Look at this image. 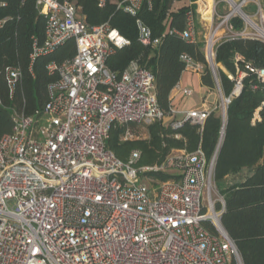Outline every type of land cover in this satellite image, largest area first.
I'll return each mask as SVG.
<instances>
[{"label":"built area","instance_id":"1","mask_svg":"<svg viewBox=\"0 0 264 264\" xmlns=\"http://www.w3.org/2000/svg\"><path fill=\"white\" fill-rule=\"evenodd\" d=\"M153 1L97 0V5L116 4L117 10L137 16L144 3L151 7ZM37 8L47 20L46 40L35 43L32 59L69 39L75 40L76 54L48 67L59 78L49 86L40 116L16 114L13 132L0 139V264H242L221 226L224 199L213 198L218 151L208 159L200 144L195 151L173 150L175 155L162 161L140 165L141 150L133 149L123 161L107 147L116 126L123 127L121 142H133L146 139L154 122L179 113L160 107L155 75L138 60L123 71L107 66L131 42L108 22L91 26L84 15L79 18L81 7L70 0H37ZM232 14L221 25H229ZM138 24L144 46L160 44ZM169 32L195 42L194 14L187 15L184 30ZM214 47L211 37L208 61L209 51L215 59ZM181 58L185 70L204 72L189 55ZM254 74L264 84V68ZM19 76L18 70H8V84L12 87ZM245 76L239 74L228 97L216 80L217 111L223 117L220 145L227 108L241 94ZM184 93L193 95L191 89ZM262 110L264 101L253 123L261 120ZM211 113L185 112L169 124L174 139H183L180 130L186 124L202 133ZM173 171L179 173L170 175ZM160 175L170 176L160 180ZM139 176H146L145 182L138 184ZM9 201H16L15 210Z\"/></svg>","mask_w":264,"mask_h":264},{"label":"trees","instance_id":"2","mask_svg":"<svg viewBox=\"0 0 264 264\" xmlns=\"http://www.w3.org/2000/svg\"><path fill=\"white\" fill-rule=\"evenodd\" d=\"M70 1L82 7L91 26L108 22L131 42L117 50L108 59L107 66L113 71H123L131 61L138 60L155 75L157 100L163 110L170 109L171 92L185 71L183 54L204 66V86L215 89L218 78L227 97L231 95L239 74H247L243 78L241 94L234 97L227 108L221 145L223 117L219 111L211 113L201 136L190 124H186L180 133L187 139L190 151L201 144L208 159L218 151L215 183L225 202L221 224L234 241L242 264H264V110L260 112L261 120L253 123L255 113L264 101V84L254 74V69L264 68V41L238 35L217 43L214 47L216 78L207 60L204 40L188 42L176 34H165L168 18L171 30H184L191 9L183 7L172 11L174 3L183 0H154L151 7L144 3L137 16L117 10L116 4L101 9L97 0ZM261 3L264 10V0ZM257 10L255 5L244 8L247 14ZM139 22L150 29L153 39H161L159 45L147 47L140 42ZM46 25V18L38 11L37 0H0V139L13 132L16 114L40 116L49 101V86L59 78L58 74H51L48 67L52 63L61 64L76 54L75 40L69 39L53 52L32 59L35 43L41 46L46 40ZM229 25L233 32L240 33L245 29V21L238 15L230 18ZM237 56L241 60L238 61ZM8 70L20 72L12 87L8 84ZM122 130L123 127L116 126L107 142V147L120 159H123L121 144H128L130 152L141 149V163L159 162L172 148L185 147L182 141L170 138L174 132L165 128L162 122L149 126L150 142L123 143L120 141ZM162 135L167 140L164 148ZM156 150H163V153ZM160 178L168 179L169 176L160 175ZM222 208L218 203L217 209Z\"/></svg>","mask_w":264,"mask_h":264},{"label":"crops","instance_id":"3","mask_svg":"<svg viewBox=\"0 0 264 264\" xmlns=\"http://www.w3.org/2000/svg\"><path fill=\"white\" fill-rule=\"evenodd\" d=\"M233 1L235 3L237 2V4H240L238 2H240L241 0H233ZM258 1H259V4H257V3L253 4L251 6H248V8H251L252 6L255 5L258 7L257 12L261 9L264 13L261 0H258ZM226 2H227L226 0H220V1H217V0H197L195 2H192L191 0H183L180 2L174 3L172 11L176 12L183 7L190 8L191 12L194 14V17H195L197 41H203L204 40L206 42V39H205L206 34H208V33L210 34V32H212V30H214L215 25H216L215 30H218V32L220 31V29L223 28L224 24L221 25L222 23H220V22H218L216 24L215 20L216 19H218L219 21L221 19L224 20L225 16H228L227 12L225 10L226 9V7H225ZM220 5H221V8H220ZM254 13H256V12H253V14ZM251 14H252V12H250V14H247V15L250 17ZM165 25H166V32H165V34H166L171 30V28H170L171 24H170L169 18L165 21ZM228 27L232 31V27L230 25H228ZM222 69L226 72V70L223 67H222ZM202 74H197V73H194V72L189 71V70H185L182 73V76H181L179 83L172 90L171 95H170L171 107L179 113L174 115L173 117L169 118V120H170L169 124L175 120H181L183 118L184 113L187 111H190V110H209L210 112H217L218 106L220 104V100L216 104H213V105H210L208 103L207 99H203L199 103H195V104L194 103L190 104L187 101V99L192 98L203 87H206L202 83ZM230 77H232V76H230ZM185 89H191L193 91V95L190 97L186 96L184 93ZM212 90L218 92V94H219V90L217 87L215 89H212ZM168 127L170 128V125H168ZM172 136H173V134H172ZM182 137H183L182 140H177V141H182L186 147L188 141L183 135H182ZM185 147H183L181 149H175V150H177V151L183 150V149H186ZM186 150H188V149H186ZM188 151H190V150H188Z\"/></svg>","mask_w":264,"mask_h":264},{"label":"rangeland","instance_id":"4","mask_svg":"<svg viewBox=\"0 0 264 264\" xmlns=\"http://www.w3.org/2000/svg\"><path fill=\"white\" fill-rule=\"evenodd\" d=\"M217 1H220V0H217ZM227 2L225 3L226 5H225V7H226V12H227V15H229V14H232V12H233V10H234V8L231 6V4H230V2L228 1V0H226ZM243 0H241L240 2H238V3H242L243 4V7H242V9H243V11H244V8L245 7H248V6H251V5H253V4H259V1L258 0H247L245 3H243L242 2ZM237 3V2H236ZM223 6V5H222ZM220 8H221V5H220ZM78 17L79 18H82V16H83V12H82V7H81V10L80 11H78ZM236 15H238V13H233L232 14V16H236ZM239 16V15H238ZM85 17V16H84ZM225 18H226V16H225ZM224 18V19H225ZM250 18L255 22V24H257L260 28H262L263 30H264V13L262 12H256V13H252L251 15H250ZM215 22H216V24L218 23V22H220V23H222L223 22V19H221L220 21L218 20V19H216L215 20ZM215 28H216V25H215ZM215 28H214V30H215ZM212 30V32H210V34L208 33V34H206V52H207V46H208V42H209V40H210V38L211 37H213L214 36V46L217 44V43H219L221 40H223V39H225L226 37H231V36H238V35H242V36H244V37H252V38H258V39H260V40H262V41H264V38L261 36V34L256 30V29H254L251 25H249V24H247V22H245V29H244V31L243 32H232L230 29H229V27H228V25L227 24H224L223 25V28L222 29H220V31L218 32V30ZM202 37V36H201ZM203 38V37H202ZM220 98H221V95H220V93L218 94V92H216V91H214V90H212V89H210V88H207V87H203L198 93H196L192 98H189V99H187V101L190 103V104H195V103H199L200 101H202L203 99H207V101H208V103L210 104V105H213V104H216L219 100H220ZM156 122H161V121H156ZM156 122H154V123H156ZM169 122H170V120H169V118L168 117H166L165 118V120L163 121V124H164V126H165V128L166 127H168V125H169ZM153 123V124H154ZM151 126V125H150ZM194 127H196V129H197V133L201 136L202 135V133H201V131H200V127H198V126H194ZM147 134H146V139H140V140H135V141H133V142H136V141H145V142H150L151 141V135H150V133H149V130H148V132H146ZM170 136V135H169ZM164 138V139H163ZM170 138H172V139H174V137L171 135L170 136ZM175 140V139H174ZM162 147L164 148V147H167V140H166V136L165 135H162ZM186 149H188L187 148V146L185 147ZM120 149H121V153H122V158L123 159H121V160H123V161H126V159L128 158V156H129V154H130V150H129V145L128 144H121V147H120ZM175 149H181V148H172L171 150H170V152H168L167 153V155H175L174 153L175 152H172L173 150H175ZM139 150H141V149H139ZM189 150V149H188ZM142 151V150H141ZM156 151H158V153L160 152V153H163V150L161 151H159V150H156ZM193 151H195V150H193ZM143 152V151H142ZM166 155V156H167ZM165 156V157H166ZM159 157H162L161 155L159 156ZM164 157V158H165ZM163 158V159H164ZM163 159H161V161L163 160ZM159 161H160V159H159ZM156 162H158V161H155V162H144V163H141L140 165H148V164H154V163H156ZM179 172L178 171H173V172H171L170 173V175H172V174H178ZM169 175V176H170ZM159 179L160 180H165V179H162V178H160L159 177ZM145 180H146V176L144 177V176H139V178L137 179V183L138 184H140L141 182H145ZM213 198H214V200L217 202L218 200H220L222 197H221V195L219 194V192H218V190H217V188L215 189V192H214V194H213ZM8 207L11 209V210H15L16 209V207H17V205H16V201H9L8 202Z\"/></svg>","mask_w":264,"mask_h":264},{"label":"water","instance_id":"5","mask_svg":"<svg viewBox=\"0 0 264 264\" xmlns=\"http://www.w3.org/2000/svg\"><path fill=\"white\" fill-rule=\"evenodd\" d=\"M228 1H229V0H228ZM231 2H233L234 5H235L234 10H233L232 13H238V15H239L241 18H243V20H244L245 22H247V18H248L249 16L243 11L241 4H237V3H235L233 0H231ZM210 48H211V47H210ZM208 62H209V65H210L211 70L213 71L215 77L217 78V72H216V68H215V60H214V58H213V56H212V54H211V51H209V61H208ZM217 80H218V78H217ZM218 148H219V147H218ZM221 226H222V224H221ZM222 227H223V226H222ZM223 229H224V228H223Z\"/></svg>","mask_w":264,"mask_h":264},{"label":"bare ground","instance_id":"6","mask_svg":"<svg viewBox=\"0 0 264 264\" xmlns=\"http://www.w3.org/2000/svg\"><path fill=\"white\" fill-rule=\"evenodd\" d=\"M229 2L231 6L234 8L235 7L234 3L231 2V0H229ZM247 24L251 25L254 29H256L261 34V36L264 38V30L260 28L257 24H255V22L250 17L247 18ZM211 44L213 45V42H211Z\"/></svg>","mask_w":264,"mask_h":264}]
</instances>
